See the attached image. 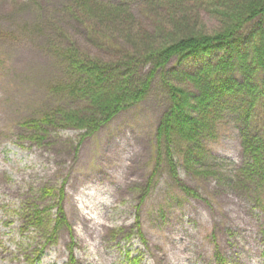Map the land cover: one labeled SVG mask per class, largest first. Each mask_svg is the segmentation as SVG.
<instances>
[{
  "label": "rangeland",
  "instance_id": "obj_1",
  "mask_svg": "<svg viewBox=\"0 0 264 264\" xmlns=\"http://www.w3.org/2000/svg\"><path fill=\"white\" fill-rule=\"evenodd\" d=\"M18 1L0 0V264H30L38 252L34 264H220L216 253L224 264H264V168L247 171L232 117L208 144L215 174L177 154L174 174L158 162L155 131L169 106L162 74L173 78V60L140 102L92 134L21 125L58 102L49 86L63 75L25 24L57 22L86 42L57 0Z\"/></svg>",
  "mask_w": 264,
  "mask_h": 264
},
{
  "label": "trees",
  "instance_id": "obj_2",
  "mask_svg": "<svg viewBox=\"0 0 264 264\" xmlns=\"http://www.w3.org/2000/svg\"><path fill=\"white\" fill-rule=\"evenodd\" d=\"M24 1L39 5L43 0ZM131 1L57 0L59 14L82 27L83 44L57 22L48 27L38 17L25 24L41 36L63 75L49 86L58 102L21 125L92 134L118 112L140 102L156 70L173 60V78L162 74L169 106L155 131L158 162L163 156L174 174L177 154L195 171L203 168L204 173L215 174L217 158L208 144L217 139L221 122L232 117L247 171L251 167L253 174L259 167L260 172L264 168L259 163L264 159V0H139L136 12ZM21 4L16 0L13 7ZM207 19L213 20L211 29ZM182 190L198 196L187 186ZM216 259L224 264L220 254Z\"/></svg>",
  "mask_w": 264,
  "mask_h": 264
}]
</instances>
